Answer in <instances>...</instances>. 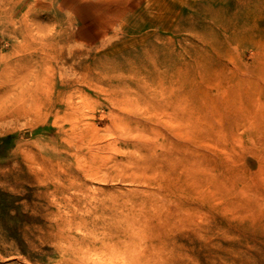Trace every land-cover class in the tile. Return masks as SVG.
<instances>
[{
    "label": "rangeland",
    "instance_id": "obj_1",
    "mask_svg": "<svg viewBox=\"0 0 264 264\" xmlns=\"http://www.w3.org/2000/svg\"><path fill=\"white\" fill-rule=\"evenodd\" d=\"M108 220L264 264V0H0V264H130Z\"/></svg>",
    "mask_w": 264,
    "mask_h": 264
},
{
    "label": "bare ground",
    "instance_id": "obj_2",
    "mask_svg": "<svg viewBox=\"0 0 264 264\" xmlns=\"http://www.w3.org/2000/svg\"><path fill=\"white\" fill-rule=\"evenodd\" d=\"M86 81V80H85ZM35 83V82H34ZM90 85V84H89ZM37 86V85H36ZM27 87V86H26ZM29 88V87H28ZM37 88V87H36ZM26 89V88H25ZM38 89V88H37ZM91 89V88H90ZM46 90H47V88H46ZM45 89L43 90V91H45V93H48L47 91H46ZM106 90V89H105ZM99 91V90H98ZM109 91V90H108ZM21 92V93H20ZM18 91L17 92V94H22V90L21 91ZM110 92V91H109ZM106 93V92H105ZM104 94V93H103ZM34 95V94H33ZM109 95V94H108ZM17 96L18 95H16V100H17ZM106 96V95H105ZM33 99H35V98H33ZM108 99H109V97H108ZM118 100V99H117ZM39 101V100H38ZM37 101V102H38ZM110 101V100H109ZM109 101H106V102H109ZM124 101V100H123ZM122 101V102H123ZM121 102V101H120ZM121 104V103H120ZM126 104V103H125ZM124 104V105H125ZM128 104V103H127ZM109 105V104H108ZM123 105V104H122ZM22 108V111L24 112V113H26V112H29V108H27V107H21ZM70 109V108H69ZM75 109V108H74ZM71 112H73L74 110H70ZM76 111V110H75ZM70 113V112H69ZM77 113V112H76ZM68 114V113H67ZM72 114V113H71ZM79 114V113H78ZM47 115H48V113H47ZM46 115V116H47ZM68 116H70V115H68ZM82 116V115H81ZM45 117V116H44ZM55 117V116H54ZM61 117V116H60ZM71 118V117H70ZM81 118V117H80ZM84 118V117H83ZM82 118V119H83ZM58 119V118H57ZM69 119V118H68ZM74 119H76V118H74L73 117V120ZM59 120H60V118H59ZM80 120V119H79ZM58 121V120H57ZM64 121V120H63ZM66 121V120H65ZM72 120H70V123H72L71 122ZM84 122V121H83ZM87 122V121H86ZM58 123V122H57ZM60 123V122H59ZM56 124V123H55ZM62 124H63V122H62ZM88 124H91V122L90 123H88ZM54 125V124H53ZM59 125V124H58ZM61 125V124H60ZM59 125V126H60ZM82 125H83V123H82ZM87 125V124H86ZM83 126H85V124L83 125ZM83 126L81 127V128H83ZM86 128V127H85ZM92 131V130H91ZM85 132H86V129H85ZM70 133V132H69ZM79 134V133H78ZM91 134V133H90ZM84 135V134H83ZM94 135V134H93ZM78 136V135H77ZM67 137H69V136H67ZM76 137V136H75ZM72 138V137H71ZM79 138V137H78ZM95 138H96V136H95ZM116 138V137H115ZM52 139H54V138H52ZM113 139V138H112ZM72 140V139H71ZM79 140V139H78ZM80 140H81V138H80ZM88 140H92V139H88ZM99 140V139H98ZM120 140V139H119ZM54 141V140H53ZM62 141H63V139H62ZM65 141V140H64ZM63 141V142H64ZM73 141H75V140H73ZM94 141H96V140H94ZM67 143H68V141H66ZM89 142V141H88ZM99 142V141H98ZM102 142H103V140H102ZM115 142H118V140L117 141H115ZM91 144H92V142H90ZM97 143V142H96ZM87 144V143H86ZM109 144V143H108ZM70 146V145H69ZM93 146L95 147V145L93 144ZM91 147V146H90ZM98 147V146H97ZM104 147V146H103ZM108 147H109V145H108ZM113 148H116V147H113ZM99 149V148H98ZM90 150V149H89ZM101 150H102V148H101ZM104 151V150H103ZM93 152V151H92ZM99 152V151H98ZM135 151L134 150H132V153H134ZM97 153V152H96ZM93 154V153H92ZM139 154V153H138ZM78 157V156H77ZM81 157V156H80ZM104 157V156H103ZM106 157V156H105ZM111 157H115V156H111ZM111 157L110 158H106L107 160L109 159V161H110V159H111ZM128 157V156H127ZM134 157V156H133ZM101 158V157H100ZM92 159V158H91ZM93 160V159H92ZM94 161V160H93ZM101 161V160H100ZM103 161H105V160H103ZM102 161V162H103ZM113 161H115V160H113ZM76 162V161H75ZM90 162V161H89ZM101 162V163H102ZM78 163H79V161H78ZM77 163V164H78ZM120 163V162H119ZM124 163V162H123ZM122 163V164H123ZM106 164V163H105ZM104 163H103V166L105 165ZM129 164V163H128ZM78 165H81V164H78ZM85 165V164H84ZM100 165V164H99ZM117 165V164H116ZM132 165V164H131ZM82 166V165H81ZM81 166H80V168H81ZM113 167H115V166H113ZM126 167H128V166H126ZM131 167V166H130ZM130 167H128V168H130ZM101 168V167H100ZM103 168H105V166L103 167ZM120 168V167H119ZM135 168V167H134ZM87 169V168H86ZM94 169V168H93ZM117 169V168H116ZM88 170V169H87ZM91 170V169H90ZM105 170V169H104ZM107 170V169H106ZM127 170V169H126ZM138 170V169H137ZM99 171V170H98ZM83 172H84V170H83ZM99 172H102V171H99ZM125 172V171H124ZM132 171H130V173H131ZM138 172V171H137ZM136 172V173H137ZM93 173V172H92ZM91 173V174H92ZM96 173V172H95ZM91 174H90V176H91ZM95 175V174H94ZM89 176V175H88ZM97 176V175H96ZM99 176V175H98ZM139 176V175H138ZM103 177V176H102ZM105 177V176H104ZM129 177H130V175H129ZM96 178V177H95ZM97 178H101L100 176L99 177H97ZM138 178H140V177H138ZM136 179V178H135ZM134 179V180H135ZM138 181H140L139 179H138ZM139 183V182H138ZM92 198V197H91ZM92 200V199H91ZM95 202V201H94ZM102 205V204H101ZM125 209V208H124ZM140 209H142V208H140ZM96 210V209H95ZM104 210V209H103ZM149 211V210H148ZM142 213L143 212V210H139V212L138 213ZM129 213H131V212H129ZM153 213V212H152ZM124 214V213H123ZM149 214H150V212H149ZM113 215V214H112ZM126 215H128V214H126ZM133 214H131V216H132ZM137 215V214H136ZM139 217H141L140 215H138ZM143 216V215H142ZM145 216V215H144ZM127 217V216H126ZM133 218H135L134 216H132ZM138 217V218H139ZM150 217V216H149ZM129 218V217H128ZM127 218V219H128ZM131 218V217H130ZM129 218V219H130ZM137 218V220H139ZM132 219V218H131ZM149 219V218H148ZM83 220V219H82ZM103 220V219H102ZM121 220V219H120ZM119 220V221H120ZM125 220V219H124ZM143 220V219H142ZM145 220V219H144ZM143 220V221H144ZM119 221H113V220H108V221H106L105 222V229L107 230V234L106 235H104L103 237H102V239H100V242L102 243L101 244V246H102V248L103 247H105V248H107L109 251H110V254H114V255H116V254H119V255H121V259H122V261H127V262H129L130 264H165L164 262H165V258H163L161 261H159V259L160 258H158V256L160 255V253H159V250L157 251V250H155V247H154V244L152 243V242H150V244H141V242L139 241V239H145V238H150V235H149V233H148V231H147V228L145 227H143L144 226V224H142V223H140V222H126V224H124V223H121V222H119ZM135 221V220H134ZM143 221H141V222H143ZM83 222V221H82ZM147 223V222H146ZM124 227L123 229L124 230H126V231H120V228L119 227ZM145 226H147V225H145ZM92 229V228H91ZM88 234V233H87ZM103 234H105V233H103ZM98 236V235H97ZM100 236H102V234L100 235ZM94 237V236H93ZM88 238V237H87ZM134 238H137L138 239V241L140 242V243H138V241H137V243H135V240L133 241V239ZM127 240V241H126ZM78 241V240H77ZM80 241V240H79ZM92 241H93V239H92ZM133 242L132 244H131V242ZM144 242V241H143ZM142 242V243H143ZM147 242V241H146ZM90 245H92V244H90ZM85 246V245H84ZM97 247H99V246H97ZM160 247V246H159ZM159 247H158V249H159ZM69 248H71V247H68L67 249H69ZM91 248V247H90ZM72 249V248H71ZM70 249V250H71ZM79 249V248H78ZM79 251H81V250H79ZM108 251V252H109ZM161 251H162V249H161ZM90 252V251H89ZM100 252V251H99ZM98 252V253H99ZM69 253V252H68ZM97 253V254H98ZM106 253V252H105ZM101 253H99V255H100ZM85 255L86 254H84V257H85ZM164 255V254H163ZM96 256V255H95ZM116 256H118V255H116ZM162 256V255H161ZM89 257V256H88ZM92 257V256H91ZM108 257V256H107ZM90 258V257H89ZM112 258V257H111ZM85 259V258H84ZM92 259V258H91ZM90 259V260H91ZM114 259V258H113ZM168 259V258H167ZM166 259V262H168V260ZM76 261V260H75ZM85 261V260H84ZM86 261H87V259H86ZM92 261V260H91ZM103 261V260H102ZM101 261V262H102ZM105 261V260H104ZM71 262H72V260H71ZM96 263H98V261L96 262ZM80 264V263H79Z\"/></svg>",
    "mask_w": 264,
    "mask_h": 264
}]
</instances>
